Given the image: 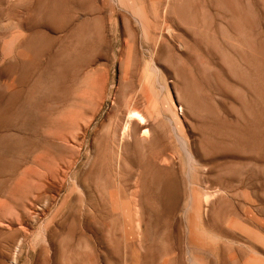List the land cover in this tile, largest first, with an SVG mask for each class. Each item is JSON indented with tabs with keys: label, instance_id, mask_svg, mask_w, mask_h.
<instances>
[{
	"label": "rangeland",
	"instance_id": "rangeland-1",
	"mask_svg": "<svg viewBox=\"0 0 264 264\" xmlns=\"http://www.w3.org/2000/svg\"><path fill=\"white\" fill-rule=\"evenodd\" d=\"M0 264H264V0H0Z\"/></svg>",
	"mask_w": 264,
	"mask_h": 264
},
{
	"label": "bare ground",
	"instance_id": "bare-ground-1",
	"mask_svg": "<svg viewBox=\"0 0 264 264\" xmlns=\"http://www.w3.org/2000/svg\"><path fill=\"white\" fill-rule=\"evenodd\" d=\"M169 31V30H168ZM166 53V52H165ZM141 112V111H140ZM140 112H137V108H136V111L134 110L133 111V109L132 110H130V113L128 114V116H127V118H126V121L124 122L125 123V125H124V123H123V126H124V129H122V131L124 130H126L127 129V127L129 128V126L130 125H132L133 124V122L132 121H134V119L133 118H138V119H140V122H139V126L138 125H132V127L134 128V132L136 131H138V132H140V131H144V134H145V132H147L148 133V131L150 130V128H149V124H147L148 123V121H147V118H146V116L145 115H143V114H141ZM145 113V112H144ZM146 114V113H145ZM130 129H131V127H130ZM129 129V130H130ZM127 131H125V133H126ZM153 132V131H152ZM123 133V132H122ZM149 134V133H148ZM158 134V133H157ZM125 135V134H124ZM126 135H128L127 133H126ZM125 135V136H126ZM124 136V137H125ZM147 136V135H146ZM123 137V136H122ZM148 137V136H147ZM126 138V137H125ZM123 139V138H122ZM183 141V140H182ZM120 154V153H119ZM191 154V153H190ZM157 156V155H156ZM192 156V155H191ZM133 169V168H132ZM137 197V196H136ZM138 212V211H137ZM138 214V213H137Z\"/></svg>",
	"mask_w": 264,
	"mask_h": 264
}]
</instances>
